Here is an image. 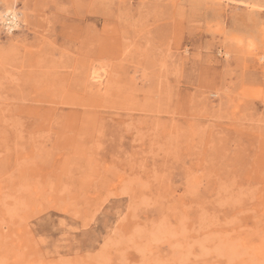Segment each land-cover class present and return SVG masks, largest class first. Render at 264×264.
<instances>
[{
  "label": "rangeland",
  "instance_id": "obj_1",
  "mask_svg": "<svg viewBox=\"0 0 264 264\" xmlns=\"http://www.w3.org/2000/svg\"><path fill=\"white\" fill-rule=\"evenodd\" d=\"M8 8L0 264H264V0Z\"/></svg>",
  "mask_w": 264,
  "mask_h": 264
},
{
  "label": "bare ground",
  "instance_id": "obj_2",
  "mask_svg": "<svg viewBox=\"0 0 264 264\" xmlns=\"http://www.w3.org/2000/svg\"><path fill=\"white\" fill-rule=\"evenodd\" d=\"M96 18V17H95ZM0 19H1V21H2V23L4 24V25H6V27L8 28V29H11V26H10V24H12V27H16L17 26V24H18V16H17V14H16V12H14L13 10H11L10 8H8V9H6L5 11H1L0 12ZM104 21H106V20H104ZM7 25H9V26H7ZM84 38V37H83ZM99 38V37H98ZM89 39V38H88ZM78 41V40H77ZM104 42V41H103ZM102 41L100 42H98L97 40H96V42L92 45V44H90L89 43V45H92L91 47L92 48H94L95 49V47L97 46V48L98 49H103L104 50V47L107 45H105V43H103ZM110 44V43H109ZM109 44H108V46H109ZM108 46H106V47H108ZM103 47V48H102ZM109 48V47H108ZM105 49H107V48H105ZM80 50V49H79ZM85 50V49H84ZM85 52H86V50H85ZM103 53H106V52H103ZM109 53V52H108ZM81 54H82V51H81ZM84 55H86V54H84ZM88 55V54H87ZM100 55V54H99ZM104 56V55H103ZM83 61V60H82ZM79 62H81V61H79ZM87 63V62H86ZM89 63V62H88ZM81 64V63H80ZM84 67H86L85 65H84ZM83 67V68H84ZM88 69V68H87ZM91 69V68H90ZM83 70V69H82ZM95 70V69H94ZM81 73V71H78L77 73ZM77 73H76V75H77ZM84 73V72H83ZM98 74H97V71H93V70H91V71H89L88 73H85L83 76H81V78H80V80H81V82L80 83H82V85L80 84V88L81 89H85L84 90V93H85V99H90V100H94V101H97V99L95 98L96 97V95H98L99 93H98V90L97 89H94L93 90V87H91L89 84H88V82L89 81H92V82H97V79H98ZM79 78V77H78ZM89 78V79H88ZM77 80V79H76ZM75 82V81H74ZM74 82H72L73 83V85H74ZM79 87V86H78ZM87 87H89L88 89H86ZM97 88V87H96ZM64 91V90H63ZM62 94V93H61ZM72 95V94H71ZM62 96V95H61ZM60 96V97H61ZM81 97H83V96H81ZM102 97V95H100V98ZM61 99V98H60ZM82 99V98H81ZM83 99H84V97H83ZM45 100V99H44ZM73 100V99H72ZM75 100V99H74ZM53 102H55L54 100H53ZM83 103V102H82ZM72 105V104H71ZM76 105V104H75ZM68 106H70V105H68ZM72 107V106H71ZM80 107V106H79ZM48 109H49V107H48ZM53 109V108H52ZM45 110V109H44ZM54 110H56V109H54ZM53 110V111H54ZM50 111V110H49ZM72 111V110H71ZM48 112V111H47ZM53 113V112H52ZM68 113H69V111H68ZM49 114H51V113H49ZM57 114V113H56ZM65 114H67V112H65ZM68 115V114H67ZM49 116V115H48ZM50 117H52L51 115H50ZM93 117V116H92ZM55 118V117H54ZM57 119V118H56ZM37 120H40V119H37ZM42 120V119H41ZM45 120V119H44ZM59 120V124H60V129L62 128V124H64L65 122H63V121H65V116H64V118H60V119H58ZM43 121V120H42ZM46 121H49L48 119L47 120H45V121H43V122H46ZM55 121H57V120H55ZM54 121V122H55ZM81 121H82V119H81ZM93 121V120H92ZM112 121V120H111ZM67 122V121H66ZM84 122V121H83ZM89 122H90V120H89ZM87 123H88V121H87ZM95 123H96V121H95ZM99 123V122H98ZM42 124V123H41ZM40 124V125H41ZM56 124V123H55ZM91 124H92V122H91ZM40 125H38V126H40ZM45 125H47V124H45ZM58 125V124H57ZM80 125H81V123H80ZM92 126V125H91ZM83 127H84V123H83ZM51 129V128H50ZM66 129V128H65ZM70 130V129H69ZM58 131H60V130H58ZM62 132H63V130H61ZM60 131V132H61ZM65 132V131H64ZM78 133V132H77ZM66 134H68V133H66ZM58 135H60V134H58ZM61 136V135H60ZM68 136V135H67ZM67 136H66V138H67ZM71 135H69V137H70ZM65 137V136H64ZM83 137V136H82ZM58 138V137H57ZM71 138V137H70ZM77 138V137H76ZM63 139V141L64 140H66L67 141V139H64V138H62ZM60 141V140H59ZM64 142V143H67V142H69V141H67V142ZM60 142H62V141H60ZM63 143V142H62ZM76 145V144H75ZM78 145V144H77ZM76 145V146H77ZM83 147V146H82ZM77 148V147H76ZM72 149V148H71ZM98 149V148H97ZM73 150H74V148H73Z\"/></svg>",
  "mask_w": 264,
  "mask_h": 264
},
{
  "label": "built area",
  "instance_id": "obj_3",
  "mask_svg": "<svg viewBox=\"0 0 264 264\" xmlns=\"http://www.w3.org/2000/svg\"><path fill=\"white\" fill-rule=\"evenodd\" d=\"M7 26H9V25H7ZM10 26H11V29L10 30H13L14 27H12V24H10Z\"/></svg>",
  "mask_w": 264,
  "mask_h": 264
}]
</instances>
